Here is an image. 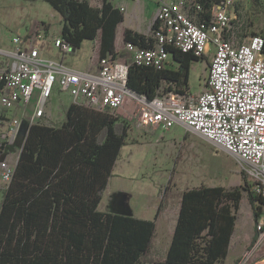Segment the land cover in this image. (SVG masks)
Listing matches in <instances>:
<instances>
[{"label":"trees","instance_id":"16d2710c","mask_svg":"<svg viewBox=\"0 0 264 264\" xmlns=\"http://www.w3.org/2000/svg\"><path fill=\"white\" fill-rule=\"evenodd\" d=\"M43 1L60 15L59 33L73 46L72 53L85 41L98 38L99 56L116 54L115 32L123 12L111 0H101L99 6L88 0ZM197 1L204 9L202 18L208 21L211 6L222 0ZM48 27L49 23H39V28ZM122 40L145 48L153 44L151 32L144 35L130 28L124 30ZM167 50L175 68L129 66L127 87L131 92L152 98L160 86L179 92L189 89L190 65L200 58L172 46ZM129 128V121L119 114L72 102L60 123L29 125L0 202V264L223 262L242 190L247 192L254 221L264 204L243 170V186L200 185L182 191L162 261L151 256V248L156 220L168 204L167 184L152 219L98 208Z\"/></svg>","mask_w":264,"mask_h":264},{"label":"built area","instance_id":"2783aa9c","mask_svg":"<svg viewBox=\"0 0 264 264\" xmlns=\"http://www.w3.org/2000/svg\"><path fill=\"white\" fill-rule=\"evenodd\" d=\"M231 1L214 3L207 21L197 0H157L152 46L124 42V59L112 53L98 56L88 69L71 68L41 54L36 41L50 43L62 55L73 52V46L60 33H49V27L38 24L14 35L13 48L0 50L5 57L0 59V143L16 145L23 121L60 123L49 107L54 89L65 92L68 102L115 114L132 99L138 106V126H157L161 132L175 123L188 127L246 162L243 171L264 198V37L236 33ZM168 46L208 60L202 89L192 93L160 86L152 98L131 92L127 87L131 64L175 68ZM14 166L0 158V191L7 187ZM263 245L264 204L254 221L250 247L233 264H248V257Z\"/></svg>","mask_w":264,"mask_h":264},{"label":"rangeland","instance_id":"374dc122","mask_svg":"<svg viewBox=\"0 0 264 264\" xmlns=\"http://www.w3.org/2000/svg\"><path fill=\"white\" fill-rule=\"evenodd\" d=\"M88 1L91 5H98L100 2V0ZM229 8L232 12L231 17L235 31L239 36L243 37L244 35L260 33L264 37V0H232ZM60 20V15L43 0H0V49L11 50L13 48L11 42L13 35L24 34L26 31L33 30L38 22L41 21L49 23V33H59L61 28ZM118 44V39H116V45ZM35 45L43 56L58 62L62 61L66 66L72 68H92L99 56L98 38L86 41L74 53L64 55L51 48V44L44 40L36 41ZM120 47H122V43ZM124 56H127V52L120 49L119 57ZM2 58L3 55L0 54V59ZM207 68L208 60L202 59L194 62L190 67L188 88L192 93H197L202 89ZM66 97L67 94L60 92L58 89H54L52 92L49 107L58 119L61 118L63 120L65 117V111L69 104ZM28 108L30 109V107ZM117 113L125 117L130 122V126L133 127L138 116V106L131 99L125 103L123 108L118 109ZM182 129L181 125L176 124L172 131L179 130L181 132ZM184 129L187 130L186 128ZM187 131V133L182 131V136L175 140L174 143L159 144L155 140L154 149L153 143H149L150 140L148 143L143 144L145 147L134 144V142H138V138L134 131L130 133L128 131L126 144L133 147H130L132 152L131 158H129L130 163L124 165V160H127L128 157V152H125V149L129 148V146L124 145L121 154L118 156V166L114 170L116 172L110 178L108 189L112 188L114 182L118 183V185L123 182L127 187L139 188L137 192L138 195H141V200L137 201L139 202L137 208H141L144 216L153 218L157 205L155 199L160 197L161 194L159 193L162 192L165 184L168 185L169 191L179 189L182 186L187 188L200 185H221L231 189L244 185L240 171L247 168L246 162L239 161L198 133L191 130ZM168 137L169 133L166 131L164 139ZM161 145L164 147H161ZM18 148L16 145L1 147L0 158L3 159L4 157L8 163L15 164ZM5 154L7 155L6 157ZM245 176L249 180L247 172H245ZM129 177L132 178L131 181L127 180ZM167 177H170L169 182H167ZM119 178L124 180L122 181ZM2 193L4 194L3 191ZM106 193H104L101 200L102 204L106 199ZM111 195L114 196V194ZM124 198L120 212L129 209L128 198L127 196H124ZM172 206L173 203L170 207ZM250 207L247 200V192L242 190L238 217L246 229L248 228L247 219ZM252 227L254 229V220ZM168 233V228H164L163 232L160 229L158 230L157 238L151 248V256L157 261H162L164 258L162 253L164 254L166 250L165 243ZM159 237H161L160 243L158 242ZM247 249L240 254L239 258L247 252ZM239 250L238 246L230 248L228 258L238 253ZM247 262L248 264H264V245L251 254Z\"/></svg>","mask_w":264,"mask_h":264},{"label":"crops","instance_id":"0c3cea01","mask_svg":"<svg viewBox=\"0 0 264 264\" xmlns=\"http://www.w3.org/2000/svg\"><path fill=\"white\" fill-rule=\"evenodd\" d=\"M111 2L113 3V5L115 7H119L120 9H122V12H123V20L117 24L116 32H115V53L119 57V50L120 49L124 50V47H123L124 42L122 40V36H123V32L126 28H130V29L137 31L139 33H142L144 35L150 34L151 25L155 19L157 0H111ZM100 4H101V0L98 3V5H96V6H99ZM39 23L40 22H38V24ZM116 39H118V42H119L118 45H116ZM121 43H122V47H120ZM0 50H3V49H0ZM4 51H8V50H4ZM125 57L126 56L121 57V58L119 57V58L124 59ZM198 61L199 60L193 61L190 65V67L193 65L194 62H198ZM88 68L89 67H86L85 69H88ZM204 68H205V63H204ZM75 69H83V68H75ZM176 124H179V125H181V127H183L181 132L182 131L184 133L188 132L187 130H189V129L186 126H182V124H180V123H175L171 128L166 130L169 133V137L167 139H164V133L166 131L161 132L160 128L157 126H150V125L138 126L137 122L135 120V125L134 126L132 125L133 127L129 128V133L131 131H134V134L138 138V142H134V144H139V145H142L141 147H145V146H143V144L148 143V141L150 140L149 143L150 144L153 143L152 145H154L153 146V149H154L155 148V143H154L155 140H156V142H159V144L174 143L175 140H177L180 136H182V133L179 130L172 131V128ZM184 128H186L187 130H185ZM151 140H153V141H151ZM125 146H129V145L125 144ZM123 147L124 146H122V148L120 149L119 155L121 154ZM130 147L131 146H129V148L125 149V152H128V157H127V160H124L125 161L124 165L130 163L129 158H131V155H132V152L130 150H131V148H133V147H131V148ZM161 147H164V146L161 145ZM19 151H20V148L18 149V153H19ZM16 159H17V156H16ZM16 159H15V163H16ZM118 161H119V159H117L115 162V165H114L113 170H112V175L114 172H116L114 170L118 166L117 165ZM112 175L109 177L108 182H107V186H106V190H105V193L107 192L106 193V199H105L103 204L100 201L98 208L100 210H103V211L114 212V210L121 209V204L125 199L124 196H127L128 203H129V209L126 211H122V212H125L124 214H127V213L130 214V212H131L130 215H132V216L142 218V219H152V217L144 216L143 212L141 211V208H137V205H139V202H137V201L141 200V195H138V192H137L139 188L127 187L123 182L119 185H118V183L116 184L114 182L112 185V188L108 189L109 181H110V178L112 177ZM119 179L122 181L124 180L122 178H119ZM131 179L132 178L129 177L127 180L131 181ZM169 179H170V177H167V182H169ZM188 188H192V187L185 188L184 186H182L179 189L169 191L167 207L162 211V213L160 214V216L156 220V235H155L154 241L157 238L159 229L162 230V232H163L164 228H168V232H169L168 236L166 237V243H165L166 250H165L164 254L162 253V255H164V257H165L166 251L168 249V246L170 244L172 234H173V231L175 228L176 219H177L179 206H180L179 202H180V198H181V193L184 189H188ZM163 189H164V187H163ZM163 189H162V192H163ZM2 191H4V190H2ZM2 191L0 192V200H1V197L3 194ZM141 192H143V191H141ZM162 192H160L159 194L162 195ZM111 194H114V196H112ZM161 195H160V197L155 199V201H157V204L161 198ZM172 203H173V206L170 207V205ZM156 207H157V205H156ZM247 224H248V228L246 229V227L240 221V219L238 217V211H237L234 229H233L231 239H230V243H229L228 253H229L230 248H235L237 246L239 247L240 250L238 253L234 254L233 256H230L229 258H228V253H227L226 258L223 260L222 263H224V264L235 263L238 260L240 254L245 249H247L249 247V245H250V243L254 237V229L252 227L253 214H252L251 207L249 210ZM160 241H161V237H159V239H158L159 243H160ZM153 244H154V242H153ZM216 264H218V263H216Z\"/></svg>","mask_w":264,"mask_h":264},{"label":"water","instance_id":"95a60500","mask_svg":"<svg viewBox=\"0 0 264 264\" xmlns=\"http://www.w3.org/2000/svg\"><path fill=\"white\" fill-rule=\"evenodd\" d=\"M29 122L28 121H23L21 126H20V130H19V137H18V141L16 143V146H18L19 148H21L23 140L25 138L26 132L28 130L29 127ZM188 128V127H187ZM189 129V128H188ZM190 130V129H189ZM18 148V149H19ZM112 212V211H111ZM114 212L116 213H121L124 214L125 212H120V209L114 210ZM126 215H130L129 213H127Z\"/></svg>","mask_w":264,"mask_h":264}]
</instances>
